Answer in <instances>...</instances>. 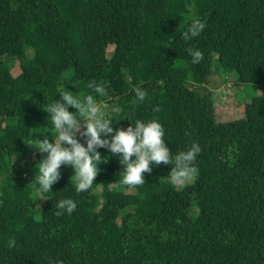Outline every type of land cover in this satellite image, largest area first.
<instances>
[{"label":"trees","instance_id":"1","mask_svg":"<svg viewBox=\"0 0 264 264\" xmlns=\"http://www.w3.org/2000/svg\"><path fill=\"white\" fill-rule=\"evenodd\" d=\"M196 17L206 28L189 45L180 34ZM215 66L223 84L236 75L262 90L239 119H217ZM91 79L106 87L98 100L122 108L116 119H158L171 152L197 142L198 174L176 186L161 163L124 185L101 148L91 189L77 193L62 165L42 198L35 166L47 154L28 142L52 139L47 97L96 95ZM136 86L148 90L139 104ZM66 197L71 214L56 206ZM61 262L264 264V0H0V264Z\"/></svg>","mask_w":264,"mask_h":264},{"label":"clouds","instance_id":"2","mask_svg":"<svg viewBox=\"0 0 264 264\" xmlns=\"http://www.w3.org/2000/svg\"><path fill=\"white\" fill-rule=\"evenodd\" d=\"M205 28V21L196 17L180 34L181 38L190 45L193 38H198ZM187 51L192 64H197L204 58V53L199 48L189 46ZM86 87L96 95L85 94L81 99L66 87V90L58 92L59 99L56 95L53 99L47 97L46 111L50 113L48 121L54 129V133H50L52 139L45 135L43 139L32 138V142H28L41 153L47 154L35 166L34 179L38 182L42 198L43 193L52 190L53 184L60 179L62 165L74 169V189L77 193L91 189L100 170L99 165L108 160L107 156L101 155V148L116 155L123 165V176L119 181L124 185L145 184V173H150L161 163L172 165L167 177L176 186H183L198 174L195 162L201 148L197 142H193L187 150L171 152L165 139V127L155 118L133 120L131 116H124L121 119L127 117L132 123L127 128L114 129L112 122L121 120L116 119V115L122 112V108L107 100L97 99L105 93L106 87L95 79L87 81ZM133 91V104L146 100V88L136 86ZM70 106L74 111L69 110ZM56 206L58 210L71 214L77 203L66 197L58 200ZM15 244L14 238L8 242L9 247H14Z\"/></svg>","mask_w":264,"mask_h":264},{"label":"rangeland","instance_id":"3","mask_svg":"<svg viewBox=\"0 0 264 264\" xmlns=\"http://www.w3.org/2000/svg\"><path fill=\"white\" fill-rule=\"evenodd\" d=\"M217 69L218 66H215L211 78L213 82V84H211V89L213 91V97L216 100L217 119L221 122L239 119L244 114L246 104L255 95H259L262 90L258 86L252 84L236 83V75L230 77L229 83L227 82L225 84L224 82L223 84L222 81H226V73L218 69V73L215 74ZM12 72L17 75L20 73V69L17 67Z\"/></svg>","mask_w":264,"mask_h":264}]
</instances>
